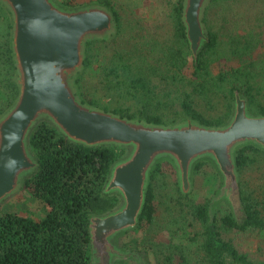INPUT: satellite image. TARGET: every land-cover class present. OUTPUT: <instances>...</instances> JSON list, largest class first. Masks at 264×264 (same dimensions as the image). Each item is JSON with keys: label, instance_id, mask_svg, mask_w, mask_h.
<instances>
[{"label": "trees", "instance_id": "1", "mask_svg": "<svg viewBox=\"0 0 264 264\" xmlns=\"http://www.w3.org/2000/svg\"><path fill=\"white\" fill-rule=\"evenodd\" d=\"M232 1L235 0L210 1L203 17L209 42L199 51L196 60L189 51L181 22L182 0H176L170 9L174 36L167 44L152 41L135 51L116 48L105 57L103 51L111 43L87 41L83 68L74 80L82 102L121 118L142 119L155 125L172 124L183 116L205 126H220L230 118L237 91L246 99L252 113L264 115V104L259 98L264 96L263 80L258 82L256 74L247 70L251 63L246 61L258 45L259 39L255 38L259 35L221 42L207 25L205 16L212 5ZM98 2L113 13L119 32L122 24L112 4L107 0ZM227 55L236 57L239 66L214 75L211 66ZM189 59L193 70L190 76H185ZM14 73L8 19L0 10V115L18 95ZM197 102L208 109L221 104V116L213 119L205 115L197 109ZM169 114L172 119L167 118ZM29 149L36 156L39 169L24 186L46 213L39 220L11 212L0 213V264H90L89 218L108 213L119 204L117 196L104 195L102 190L110 167L124 155V149L88 148L72 143L46 121L32 130ZM259 162L264 163V151L258 148L243 146L236 152L239 175ZM203 166L204 163H197L194 173ZM162 167L173 171L170 163L163 162L150 173L139 219L140 230L153 222L154 182ZM175 189L184 221L198 222L201 226L196 237L201 239L199 251L208 264H228L227 260L231 264H254L223 241L219 227L264 232V192L259 200L239 188L245 216L238 222L230 213L217 221L210 213L207 200L195 203L188 195H182L177 186Z\"/></svg>", "mask_w": 264, "mask_h": 264}, {"label": "water", "instance_id": "2", "mask_svg": "<svg viewBox=\"0 0 264 264\" xmlns=\"http://www.w3.org/2000/svg\"><path fill=\"white\" fill-rule=\"evenodd\" d=\"M210 1L182 0L181 22L194 60L209 42L203 17ZM0 8L10 16L9 45L18 87L15 101L0 115V208L38 171L29 136L46 121L72 143L125 151L110 167L102 190L117 196L119 204L89 218L90 264L147 260L142 253L122 249L119 239L137 229L150 173L162 162L175 170L182 195L191 192L196 164H210L245 216L235 157L243 146L264 151V115L252 113L243 96L234 92L230 118L220 126L188 117L155 125L104 112L82 102L74 80L83 68L85 43L116 36L113 13L100 3L64 7L57 0H0Z\"/></svg>", "mask_w": 264, "mask_h": 264}, {"label": "rangeland", "instance_id": "3", "mask_svg": "<svg viewBox=\"0 0 264 264\" xmlns=\"http://www.w3.org/2000/svg\"><path fill=\"white\" fill-rule=\"evenodd\" d=\"M57 1L64 7L99 3V0ZM107 1L118 13L122 25L115 37L105 41L112 44H108L104 49L105 57L116 48L135 51L140 48V45L152 41L158 45L167 44L174 36L169 16L172 4L176 0ZM0 10L8 19L10 38V16L3 8ZM205 17L207 25L221 42L244 35L251 38H254L256 34L259 35L255 38V40L259 39V43L250 52L246 61L247 64L251 63L247 70L256 74L258 82L263 80L262 85L264 86V0H235L226 5H212L207 10ZM238 61L236 57L227 55L226 58L215 62L211 66V71L216 75L224 70L239 66ZM192 70L189 59L184 70L185 76H190ZM259 98L264 104V96ZM204 106L203 103L196 104L199 111L213 119L221 116V104L218 103L213 109ZM167 118L172 119V115L169 114ZM238 183L240 189L254 194V197L261 200L260 195L264 192V163L259 162L247 167L242 174L238 173ZM221 184L222 182L212 166L204 163V166L193 175L192 189L188 197L195 203L207 200L210 205V213L217 221L228 213L233 216L234 208H236V220L240 222L244 215L239 211L240 203L235 201V196L232 195L230 188L226 190L228 197L218 198L220 191L226 188H222ZM175 186L179 191L175 170L171 171L167 167H162L161 173L158 174L154 182L156 212L152 224L142 230L137 227L136 230L119 239L122 249L133 253H142L147 257V260L125 258L115 260L114 264H208L199 251L201 239L196 237L201 231V226L198 222L187 223L182 218ZM4 212L27 216L34 220L41 219L46 213L41 204L31 198L25 188L1 206L0 213ZM219 234L223 241L230 243L239 254L245 255L254 264L264 263V232L258 229L224 230L220 226ZM227 262L231 264L229 260Z\"/></svg>", "mask_w": 264, "mask_h": 264}, {"label": "flooded vegetation", "instance_id": "4", "mask_svg": "<svg viewBox=\"0 0 264 264\" xmlns=\"http://www.w3.org/2000/svg\"><path fill=\"white\" fill-rule=\"evenodd\" d=\"M229 189V187H226L225 189H222L221 191H220V193L218 194V198L220 199V198H225L227 195V193H226V190H228ZM231 191V190H230ZM228 197V196H227ZM237 209L236 208H234V211H233V216H234V219L236 220L237 218H236V215H237V211H236ZM236 221H238V220H236Z\"/></svg>", "mask_w": 264, "mask_h": 264}]
</instances>
